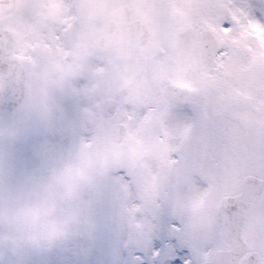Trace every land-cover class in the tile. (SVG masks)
I'll use <instances>...</instances> for the list:
<instances>
[{
	"label": "rangeland",
	"instance_id": "1",
	"mask_svg": "<svg viewBox=\"0 0 264 264\" xmlns=\"http://www.w3.org/2000/svg\"><path fill=\"white\" fill-rule=\"evenodd\" d=\"M95 2L19 0L13 14L0 15V27L15 35L14 54L32 70L22 104L0 118V264H137L134 257L141 258L139 264H169L153 252L162 246L173 256L179 244L183 247L182 234L173 230L183 227L174 202L161 201L151 211L139 207L147 194L139 170L146 159L163 164L164 148L156 135L162 115L187 118L186 105L203 95L208 69L197 57L193 34L198 29L192 24L217 37V20L190 9V17L174 24L179 35H172V48L163 50L167 44L157 42L141 81L142 64L119 63L124 47L114 49L113 60L108 50L93 47L103 33V23L93 21ZM123 3L100 0V19ZM232 3L264 23V0ZM73 9L80 18L66 51L57 41L62 24L73 22ZM176 10L183 13L177 5ZM55 16L62 20L55 22ZM149 75L156 81H147ZM169 82L186 91L179 106H161V88ZM108 97L118 101L117 119L130 126L128 140L112 148L99 115ZM125 112L150 119L129 121Z\"/></svg>",
	"mask_w": 264,
	"mask_h": 264
},
{
	"label": "snow or ice",
	"instance_id": "2",
	"mask_svg": "<svg viewBox=\"0 0 264 264\" xmlns=\"http://www.w3.org/2000/svg\"><path fill=\"white\" fill-rule=\"evenodd\" d=\"M182 4L215 17L218 39L204 93L186 105L193 116L161 118L156 135L163 164L144 161L139 180L147 194L139 207L151 211L161 201L175 203L183 227L173 230L182 234L186 250L181 264H264V23L232 0ZM137 6L155 33L168 0H137ZM125 118L150 119L127 112Z\"/></svg>",
	"mask_w": 264,
	"mask_h": 264
},
{
	"label": "water",
	"instance_id": "3",
	"mask_svg": "<svg viewBox=\"0 0 264 264\" xmlns=\"http://www.w3.org/2000/svg\"><path fill=\"white\" fill-rule=\"evenodd\" d=\"M16 0H0V11L10 12ZM13 40L6 30H0V115L6 114L15 108L24 95L25 76L21 67L12 57ZM200 57L206 66H209V57L215 42L210 34H200ZM174 99V101H177ZM122 131L118 130L115 138H121Z\"/></svg>",
	"mask_w": 264,
	"mask_h": 264
},
{
	"label": "flooded vegetation",
	"instance_id": "4",
	"mask_svg": "<svg viewBox=\"0 0 264 264\" xmlns=\"http://www.w3.org/2000/svg\"><path fill=\"white\" fill-rule=\"evenodd\" d=\"M118 27V24H115V26H114V29H113V40H114V42H116V40H119L120 39V37H118V36H120V32H119V29L117 28Z\"/></svg>",
	"mask_w": 264,
	"mask_h": 264
}]
</instances>
